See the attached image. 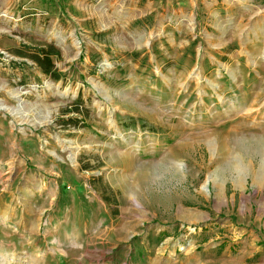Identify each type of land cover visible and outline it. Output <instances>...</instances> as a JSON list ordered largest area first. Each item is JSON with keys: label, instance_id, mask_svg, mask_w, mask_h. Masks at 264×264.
I'll return each instance as SVG.
<instances>
[{"label": "rangeland", "instance_id": "rangeland-1", "mask_svg": "<svg viewBox=\"0 0 264 264\" xmlns=\"http://www.w3.org/2000/svg\"><path fill=\"white\" fill-rule=\"evenodd\" d=\"M261 130L264 0H0V264H264Z\"/></svg>", "mask_w": 264, "mask_h": 264}, {"label": "trees", "instance_id": "trees-1", "mask_svg": "<svg viewBox=\"0 0 264 264\" xmlns=\"http://www.w3.org/2000/svg\"><path fill=\"white\" fill-rule=\"evenodd\" d=\"M56 53L55 50H48L46 48H40L38 52L32 53L30 56L36 61L46 73H51L56 79L60 78V75L55 71V64L51 59V55ZM78 112L80 110H77Z\"/></svg>", "mask_w": 264, "mask_h": 264}, {"label": "bare ground", "instance_id": "bare-ground-1", "mask_svg": "<svg viewBox=\"0 0 264 264\" xmlns=\"http://www.w3.org/2000/svg\"><path fill=\"white\" fill-rule=\"evenodd\" d=\"M258 97V96H257ZM260 102V100H259V98H256V99H254V100H252L250 103H249V105H251V106H255V105H257L258 103ZM249 110V109H248ZM255 110V109H254ZM250 111V110H249ZM253 111V110H252ZM252 114V113H251ZM260 133H263V135H259L258 137L259 138H256L255 140H256V142H255V145L252 147V149H253V151L254 150H257V151H259V152H261V153H263L264 152V130H261V132ZM210 143V142H209ZM254 143V142H253ZM264 154V153H263ZM262 170V169H261ZM264 171V170H263ZM261 174H262V172H260ZM263 175V174H262Z\"/></svg>", "mask_w": 264, "mask_h": 264}]
</instances>
